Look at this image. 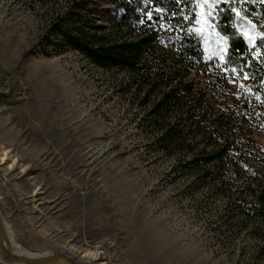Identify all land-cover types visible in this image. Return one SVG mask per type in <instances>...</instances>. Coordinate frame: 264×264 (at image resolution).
<instances>
[{
	"label": "rangeland",
	"instance_id": "obj_1",
	"mask_svg": "<svg viewBox=\"0 0 264 264\" xmlns=\"http://www.w3.org/2000/svg\"><path fill=\"white\" fill-rule=\"evenodd\" d=\"M78 1L0 0V210L15 244L30 254L68 244L96 254L95 264H264V220L243 216L230 184L188 173L192 151L157 143L162 130L127 86L130 75L55 53L53 23ZM199 24L212 58L221 47L207 5ZM185 80L212 113L238 101L232 84L215 90L196 73ZM192 129L199 133L188 130L186 143L197 151L206 141ZM239 132L240 145L264 158V131Z\"/></svg>",
	"mask_w": 264,
	"mask_h": 264
},
{
	"label": "trees",
	"instance_id": "obj_2",
	"mask_svg": "<svg viewBox=\"0 0 264 264\" xmlns=\"http://www.w3.org/2000/svg\"><path fill=\"white\" fill-rule=\"evenodd\" d=\"M88 1H78L53 23L55 38L49 43L55 53L76 51L98 68L130 75L133 83L127 86L135 87L150 120L162 130L157 143L167 152L192 151L184 163L188 173L230 184L232 202L243 216L264 220V158L238 142L245 126L264 131V0H109L117 8L112 12L98 0ZM204 5L211 10L210 38L221 47L212 58L199 24ZM192 73L207 76L215 90L226 91L224 83L236 86L238 101L212 113L195 82L185 80ZM176 108H182L175 113L178 119ZM231 122L237 134L223 135ZM193 126L206 141L197 151L186 143L188 130L199 131Z\"/></svg>",
	"mask_w": 264,
	"mask_h": 264
},
{
	"label": "water",
	"instance_id": "obj_3",
	"mask_svg": "<svg viewBox=\"0 0 264 264\" xmlns=\"http://www.w3.org/2000/svg\"><path fill=\"white\" fill-rule=\"evenodd\" d=\"M9 231L0 210V264H86L75 261L67 251H52L36 256H23L12 253Z\"/></svg>",
	"mask_w": 264,
	"mask_h": 264
},
{
	"label": "bare ground",
	"instance_id": "obj_4",
	"mask_svg": "<svg viewBox=\"0 0 264 264\" xmlns=\"http://www.w3.org/2000/svg\"><path fill=\"white\" fill-rule=\"evenodd\" d=\"M2 160H4V159L2 158ZM8 234H9L10 241L12 244V253L13 254L16 253L18 255H23V256H27V257L40 255V253H37V254L31 253L30 254V252L29 253L23 252L24 250L20 249L19 245H17V243L15 244V242L13 241V238H12L10 232ZM51 244L54 248L53 251H67L70 253V255L73 257V259L75 261H80L83 263L85 262L86 264H95L94 262L96 259V254L89 253V252H87V250H84V253L79 252V250L77 248H75L74 246H69L68 244L60 245V244L53 242V241L51 242ZM47 253H50V252H46V254ZM42 254H45V253H42ZM97 264H104V263H97Z\"/></svg>",
	"mask_w": 264,
	"mask_h": 264
},
{
	"label": "snow or ice",
	"instance_id": "obj_5",
	"mask_svg": "<svg viewBox=\"0 0 264 264\" xmlns=\"http://www.w3.org/2000/svg\"><path fill=\"white\" fill-rule=\"evenodd\" d=\"M156 11H157V12H161V11H163V10L158 8V9H156ZM147 16H148L149 19H151V18H152V13H151V12H148V13H147ZM141 22H143V21H141ZM161 27H167V25H166V24H165V25H161ZM221 59H223V56L221 57ZM225 71H228V69H225ZM231 72H232L237 78H239L240 75H241V73H240L236 68H232V69H231ZM243 77H244L245 79L249 78L247 73H243ZM232 82H236V81L233 80ZM241 86L243 87V85H241Z\"/></svg>",
	"mask_w": 264,
	"mask_h": 264
}]
</instances>
